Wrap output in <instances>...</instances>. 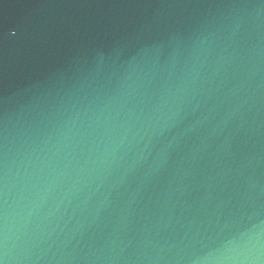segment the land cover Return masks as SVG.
Returning a JSON list of instances; mask_svg holds the SVG:
<instances>
[{"label": "water", "instance_id": "95a60500", "mask_svg": "<svg viewBox=\"0 0 264 264\" xmlns=\"http://www.w3.org/2000/svg\"><path fill=\"white\" fill-rule=\"evenodd\" d=\"M0 264H264V0H0Z\"/></svg>", "mask_w": 264, "mask_h": 264}]
</instances>
